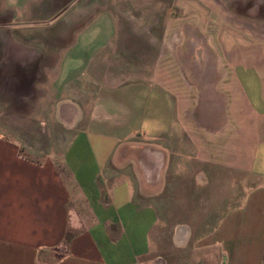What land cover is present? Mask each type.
<instances>
[{"label":"crops","instance_id":"crops-1","mask_svg":"<svg viewBox=\"0 0 264 264\" xmlns=\"http://www.w3.org/2000/svg\"><path fill=\"white\" fill-rule=\"evenodd\" d=\"M114 32L102 13L63 49L50 81L52 118L71 132L60 153L0 125V264H264V54L237 59L241 36L221 33L219 50L237 57L227 72L203 32L168 27L181 48L161 50L158 63H173L177 85L144 71L89 76ZM2 38L0 71L17 53ZM211 168L221 213L200 229L173 222L164 234L166 211L177 208L165 194L204 191Z\"/></svg>","mask_w":264,"mask_h":264},{"label":"rangeland","instance_id":"rangeland-1","mask_svg":"<svg viewBox=\"0 0 264 264\" xmlns=\"http://www.w3.org/2000/svg\"><path fill=\"white\" fill-rule=\"evenodd\" d=\"M74 1L0 0V35L17 48L16 65L0 71L2 132L50 154L60 153L62 144L71 136V132L60 128L52 118L50 81L57 73L63 49L74 40L76 30L87 26L99 14L107 13L111 17L115 32L107 47L95 56L89 76L144 71L152 76L165 75L167 85L171 84L167 79L173 76V83L177 85L173 63L163 59L158 63L161 50L171 46L176 50V45L177 50L181 48V35L171 37L165 33L168 27L181 31L192 27L203 32L220 52L227 72L233 57L245 61L257 54L258 59L263 58L264 0ZM98 27L104 26L99 23ZM221 33L241 36L245 55L242 51L237 57L235 52L220 51ZM87 85L93 94L95 82L89 78ZM91 98L87 99V105ZM189 98L184 93L183 103ZM246 116L244 113L243 118ZM256 125L261 126V122L257 121ZM241 132L244 139L245 128ZM234 135L239 136L234 132L229 142H233ZM201 150L202 147L195 151L201 154ZM211 174L214 177L208 188L203 184L204 191L199 186L188 188L193 193L165 194L167 201H177V208L166 211L168 218L161 227L164 234L176 221L189 220L200 229L205 222L216 220L222 210L215 208V203L223 196L218 192L217 170L211 168Z\"/></svg>","mask_w":264,"mask_h":264}]
</instances>
